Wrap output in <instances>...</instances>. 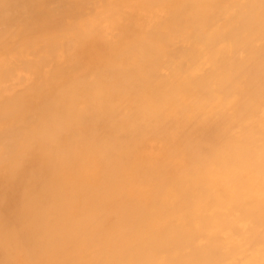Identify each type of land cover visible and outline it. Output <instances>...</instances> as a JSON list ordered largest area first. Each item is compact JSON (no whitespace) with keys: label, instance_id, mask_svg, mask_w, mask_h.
Returning <instances> with one entry per match:
<instances>
[{"label":"bare ground","instance_id":"6f19581e","mask_svg":"<svg viewBox=\"0 0 264 264\" xmlns=\"http://www.w3.org/2000/svg\"><path fill=\"white\" fill-rule=\"evenodd\" d=\"M0 264H264V0H0Z\"/></svg>","mask_w":264,"mask_h":264}]
</instances>
